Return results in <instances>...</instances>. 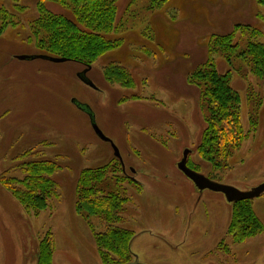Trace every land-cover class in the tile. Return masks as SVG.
<instances>
[{"label": "rangeland", "instance_id": "374dc122", "mask_svg": "<svg viewBox=\"0 0 264 264\" xmlns=\"http://www.w3.org/2000/svg\"><path fill=\"white\" fill-rule=\"evenodd\" d=\"M39 1L0 0V264L19 263L21 239L37 233L45 236L42 241L52 235L55 264H100L91 231L103 233L105 226L94 219L89 229L75 202L80 173L105 167L113 168L106 178H127L120 187L128 202L116 227L138 236L140 248L151 246L160 264H196L199 247L210 252L216 240L231 238L232 205L223 194L199 190L179 164L188 152L189 169L213 184L241 193L263 185L264 81L251 76L243 63L229 70L215 55L218 73L231 72L247 137L225 165L214 168L197 151L207 125L200 90L189 86L186 76L207 60L211 37L237 24L249 27L234 41L240 50L247 41L264 44V6L257 0H167L150 10L151 0H117L116 22L123 27L106 41L119 44L99 52L87 67L38 58L44 54L33 24ZM251 31H257L255 39ZM112 65L127 72L129 87L106 78L105 69ZM249 88L254 98L248 105ZM258 98L262 105L251 129L249 108ZM94 126L110 142L102 141ZM22 153L26 156L15 158ZM34 160L57 166L49 175L55 194L45 210L25 212L7 189L9 180L23 178V165ZM248 204L262 230L231 246L230 257L234 251L254 258L264 254V193ZM184 236L185 246L180 245ZM216 257L224 258L205 256L202 264Z\"/></svg>", "mask_w": 264, "mask_h": 264}, {"label": "trees", "instance_id": "16d2710c", "mask_svg": "<svg viewBox=\"0 0 264 264\" xmlns=\"http://www.w3.org/2000/svg\"><path fill=\"white\" fill-rule=\"evenodd\" d=\"M164 1L167 0H151L149 9L160 8ZM116 2L117 0H40L37 3L39 16L33 24L35 35L40 34L36 43L44 53L42 55L90 67L99 52H107L119 44L118 41H106L107 35L117 34L123 27L116 22ZM257 3L264 6V0H257ZM48 4L58 6L65 14L50 12ZM247 29L249 27L237 24L231 32L211 37L207 46V60L186 76L187 84L200 90V102L207 125L197 151L214 168L225 165L227 159L247 137L241 124L240 96L230 85L231 72L224 75L218 73L214 62L215 55H221L229 70H234V64L243 63L248 67L251 76L264 81V44L247 41L245 48L240 50V45L234 42L237 35H243L240 32ZM250 34L252 39L258 35L257 31H251ZM105 71L110 82L124 87L131 84L127 72L120 66H108ZM246 97L248 105L251 104L254 98L251 88L247 90ZM261 105L262 99L258 98L256 106L249 108L251 129L257 126ZM23 166V178L9 180L7 190L24 206L25 212L32 210V207L43 211L47 208L46 200L55 194V184L49 175L55 172L57 166L47 160H34ZM109 172L113 174L112 167L84 170L79 175L76 187L75 211L88 225L91 226V220L96 219L105 226L103 233L91 231L101 262L106 260L105 251L113 256L126 252L127 242L132 237L130 231L116 227L121 221L123 207L128 202L120 187L127 178L123 174L106 178ZM250 202L251 200H247L231 204L232 217L228 234L236 243L257 236L262 230L257 219L250 213ZM90 226L89 229L92 228ZM45 242L48 244H44ZM53 254L54 242L52 235H49V241H43L39 246L37 263L51 264Z\"/></svg>", "mask_w": 264, "mask_h": 264}, {"label": "flooded vegetation", "instance_id": "af4514ba", "mask_svg": "<svg viewBox=\"0 0 264 264\" xmlns=\"http://www.w3.org/2000/svg\"><path fill=\"white\" fill-rule=\"evenodd\" d=\"M29 61V60H28ZM7 113L3 115L5 117ZM4 156H8V152L5 150L3 151ZM25 153V152H24ZM24 153L17 155L15 158H19L21 155H25ZM33 152H28V156H30ZM26 156V155H25ZM24 156V157H25ZM24 157L20 158L19 160L23 159ZM13 158V159H15ZM188 234V232H186ZM187 234L185 236H187ZM184 236V242L180 243V245L185 246V242L187 237ZM230 236V235H229ZM45 236H39V233H37L34 236H28L25 239H21L20 241V248H19V263L14 264H38V255H39V246L43 244ZM164 239V238H163ZM182 239V240H183ZM167 243V242H166ZM165 243V244H166ZM242 243H236L234 242L233 238H225L216 240L214 245V249L209 252L204 250L203 247H199V262L196 264H202L204 262V257H210L213 258V254H221L222 257H216L213 261L207 264H264V254L259 255V257L254 258L250 253L243 252L242 255L239 256L238 253L234 251V255L230 257L231 253V246H235L237 244H243ZM44 244H48V242H45ZM142 244V240L138 238L135 234L130 237L129 241L127 242V251L123 252L119 256H113L104 254L105 262H101L100 264H160L158 261L154 258L152 254V248L149 247L147 244L144 245L143 248H140V245ZM202 246V245H200ZM117 252H119L117 250ZM236 259V262L233 263V261ZM209 262V261H208ZM51 264L54 263V257L52 256ZM169 264V263H167Z\"/></svg>", "mask_w": 264, "mask_h": 264}, {"label": "water", "instance_id": "95a60500", "mask_svg": "<svg viewBox=\"0 0 264 264\" xmlns=\"http://www.w3.org/2000/svg\"><path fill=\"white\" fill-rule=\"evenodd\" d=\"M38 58L52 62V63H56V64L67 62L65 59L52 58V57H47L44 55ZM17 59L22 60V61L34 60V58H30V57H18ZM94 130L102 141L110 142L108 139H106L102 135V133L97 129L96 126H94ZM113 149H114L115 157L117 159H120L117 149L116 148H113ZM187 155H188V152H185L183 160L179 164V169L196 185V187L199 190L207 189L212 192L223 194L230 204L234 202H239V201L252 200L254 198L259 197L261 194L264 193V184L247 193H241L229 187L213 184L209 182L208 180L204 179L203 177H201L198 173L192 171L191 169L187 167Z\"/></svg>", "mask_w": 264, "mask_h": 264}, {"label": "bare ground", "instance_id": "6f19581e", "mask_svg": "<svg viewBox=\"0 0 264 264\" xmlns=\"http://www.w3.org/2000/svg\"><path fill=\"white\" fill-rule=\"evenodd\" d=\"M81 174V173H80Z\"/></svg>", "mask_w": 264, "mask_h": 264}]
</instances>
